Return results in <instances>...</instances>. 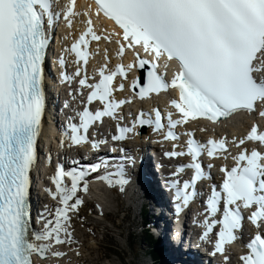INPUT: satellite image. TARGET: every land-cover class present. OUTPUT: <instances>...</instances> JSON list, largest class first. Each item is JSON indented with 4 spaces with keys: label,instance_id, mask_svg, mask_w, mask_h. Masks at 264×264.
Segmentation results:
<instances>
[{
    "label": "snow or ice",
    "instance_id": "obj_1",
    "mask_svg": "<svg viewBox=\"0 0 264 264\" xmlns=\"http://www.w3.org/2000/svg\"><path fill=\"white\" fill-rule=\"evenodd\" d=\"M57 3L0 0V264H34L33 257L41 262L49 256L63 258L66 253L60 248L75 243L72 219L84 204L81 194L88 193L90 178L109 188L118 187L121 193L129 182L123 164L110 172L107 160L70 169L57 163L50 178L53 187L44 189L57 205L54 211L46 207V214L40 215V230H31V171L37 163L36 144L45 110L43 63L49 31L61 18L70 30L77 18L82 17L83 24V31L64 49L74 57L75 70L61 72L64 82L71 85L76 81L78 86L68 95L73 101L80 98L82 104V110L67 119L64 135L70 147L90 144L98 149L107 140H90V126L104 117L123 120L117 115L122 105L170 91L175 95L164 113L155 107L134 117L129 113L130 125L118 122L111 139L125 140L137 125L161 132L164 140L178 141L175 129L192 121L204 120L215 126L239 113L258 114L264 120V0H93L85 11L76 8L75 0H67L59 10ZM101 17L111 23L110 30L100 27L97 31L94 21ZM101 40L114 43L121 60L126 51L133 59L117 63L113 69L105 64L97 70L98 81L89 82L93 79L85 70L89 43ZM64 53L58 61L61 69L68 63ZM145 65L149 70L143 85L133 79L131 95L116 99L113 93L125 89L128 73ZM171 65L175 68L169 77ZM117 77L120 82L114 84ZM137 88L138 92L132 91ZM93 101L103 107L90 111ZM64 107L72 105L65 102ZM184 135L188 137L184 150L176 151L178 145L173 143V150L164 153L168 158L190 157V163L177 166L172 176L191 169V178L182 183L169 181L177 214L198 197L197 182L210 179L198 157L229 158L227 138L209 137L200 143L192 131ZM247 143L259 149L241 147ZM231 144L240 150L231 156L233 166L219 168L223 180L219 189L211 186L199 239L209 242V234L218 226L213 254H221L227 262L226 245L239 239L237 233L247 212L248 221L257 230L239 260L241 264H264V129L253 122L247 134L233 137ZM96 207L102 215L101 206Z\"/></svg>",
    "mask_w": 264,
    "mask_h": 264
},
{
    "label": "bare ground",
    "instance_id": "obj_2",
    "mask_svg": "<svg viewBox=\"0 0 264 264\" xmlns=\"http://www.w3.org/2000/svg\"><path fill=\"white\" fill-rule=\"evenodd\" d=\"M66 2H67V0H58L57 10H59L60 7L63 4H65ZM75 3H76V8L78 10H80V11L87 10V8L83 7L82 1L75 0ZM81 19H82V17L74 20L73 27L71 30L66 26L64 21L61 22V25H64V30L61 33V36H62V39L60 40L61 45H63L64 42L68 43L67 45H69L70 40L72 38L76 37L77 35H79V33L81 31H83V24L80 22ZM94 22L97 25V31H99L100 27H106L108 30H110L112 28V25L109 21H105L101 18L98 21H94ZM63 49H65V47L64 48L62 47V51H63ZM105 49H107V56L109 58L107 61L105 60ZM88 51H89L90 55L88 58V63L85 66V70L87 69V73L89 72L88 75L90 77H93L95 75V77L97 78V76H98L97 70L99 68L103 67L105 64L107 65L108 69H113L117 63L122 62L124 64H127V63L131 62L133 59L131 52L126 51L123 59L121 60V58L116 55L117 46L114 43H106L103 40H101L99 42L90 41ZM69 59H70L69 60V68L71 69V72L73 73L75 70V67H76V65L72 62L74 57L72 55H70ZM168 76L170 77L169 71H168ZM136 78H138V72L136 70H134V71L128 73L127 79H125L123 81V83H125L127 96L131 95V92L129 90V85H131L133 79H136ZM92 80H90L89 82H91ZM87 91H88L87 89L84 90L85 93H87ZM170 92L169 93H161L159 96L153 94V95H151V98L144 99V100L133 99L134 102L132 105V107H133L132 109L135 112V109H137L140 106V107H142V110L147 112V111H151V109L154 107H162L163 105H167V107H168V101L170 100V98L173 97L172 92L171 93ZM124 93H125L124 91H118L116 93V96H123ZM253 122H264V120H260L258 114L248 115L247 113H239V114L233 115L232 117H230L228 119H221V122L216 124L215 126L211 125L207 121L197 120V121L189 122L187 125H185L183 127H178L177 129H175V131L177 133H179L180 130H183L184 134L188 131H192L194 133V139L195 138H206V139H208L209 137H212V138L225 137V138H227V140L229 141V158H228V160L225 161L223 159H212L211 161H209V163L213 164V167L210 169V171L213 172V174L215 176L214 179L216 181L218 179V172H217L218 166L223 165L226 167H230L229 165H227V162H233V160L231 159V156L235 155L240 150L231 144L232 138L235 137V138L239 139V138L243 137L244 135H246ZM112 126H113V122L111 121L107 124V126H105L103 131H107ZM201 127H206L208 130L206 132H201L199 130ZM262 129H264V128H262ZM98 131L99 130H96V133L93 132V134H95L94 137H96V138L98 137V140L105 139V136H104L105 133L103 131H100V132H98ZM184 134H183L182 140L186 143L187 136ZM225 134H227V137L225 136ZM196 140L199 141L200 143L204 142L203 140H200V139L199 140L196 139ZM109 144L110 143L107 140V143L102 144V145L107 146ZM184 145L185 144H183V143L180 144V147H177L176 150L177 151L184 150ZM165 146H167V143H165ZM253 146H255V145L248 143V144L241 146V147L249 148V147H253ZM79 148L82 150H83V148H85L86 151L90 150V148L85 144L81 145ZM65 149H67V147H65ZM249 149H251V148H249ZM188 161H190V157L185 155L182 157H176V158L169 159L165 162L170 167V166H175L174 165L175 163L176 164L177 163L183 164V163H187ZM116 165H117V163H116ZM168 166L164 165V168L168 169L169 168ZM114 167L115 166L112 164L111 168H114ZM115 169H116V167H115ZM115 169L113 171H115ZM160 180L163 182L164 179L162 176L160 177ZM107 187L108 186H106L103 182H100V181L89 183L88 193L87 194L82 193L84 201H87V200L90 201L91 200L94 202L95 205L99 204L101 206L102 211H103V209H105L109 203V201H108L109 196L107 193ZM123 193L124 194L126 193L128 195L127 192H123ZM92 213H93V210H92ZM246 214H247V212H246ZM93 215H95V217H92V220L94 222L95 221L98 222L99 217H101L100 211L98 209H95ZM204 216L205 215L202 216L203 219H204ZM73 217H75V216H73ZM246 219H247V216H246ZM72 221H74V219H72ZM133 226H134V224L132 223L131 227H133ZM41 227H42V224L37 223L34 226V230L38 231V230H40ZM246 228L250 229L251 232L253 230H255V227L248 221V219L246 220ZM251 236H252V234L250 236H247L246 242L251 238ZM91 240L93 242V239H91ZM246 242H244V244ZM244 244L242 247V249H243L242 254H245L247 252V250L244 248ZM95 246H96V244L92 243L89 246V249H94ZM60 250L66 253V255L63 258L56 259L54 257L49 256V258L46 261L41 262L36 257V264H76L75 260L70 257V252L68 249L66 251L64 246H62L60 248ZM193 250L194 249H192V251ZM201 252L202 253H198V255L203 257L205 255L206 251L202 250ZM139 264H145V263L143 261H141Z\"/></svg>",
    "mask_w": 264,
    "mask_h": 264
},
{
    "label": "rangeland",
    "instance_id": "obj_3",
    "mask_svg": "<svg viewBox=\"0 0 264 264\" xmlns=\"http://www.w3.org/2000/svg\"><path fill=\"white\" fill-rule=\"evenodd\" d=\"M108 196V214L99 217L98 222L92 220L95 217L94 210L97 209L93 201L84 203L79 208L78 215L73 217L72 233L75 243L65 245L64 248L69 250L70 257L76 264H136L141 257L138 252L143 247L141 236L138 230H131L132 223L136 220L132 219L131 212L127 213L122 200H117L111 194ZM133 232L128 237V233ZM92 243L96 246L89 249Z\"/></svg>",
    "mask_w": 264,
    "mask_h": 264
},
{
    "label": "water",
    "instance_id": "obj_4",
    "mask_svg": "<svg viewBox=\"0 0 264 264\" xmlns=\"http://www.w3.org/2000/svg\"><path fill=\"white\" fill-rule=\"evenodd\" d=\"M141 70H142V71H141V73H140V77H139L138 79H139V82H140V84H141V86H142V85H143V82H144V79L146 78V74H147V72H145L144 69H141ZM134 91L138 92L139 89H138V88H137V89H134ZM119 199L122 200L123 203H125V201H126L124 195L120 196Z\"/></svg>",
    "mask_w": 264,
    "mask_h": 264
}]
</instances>
